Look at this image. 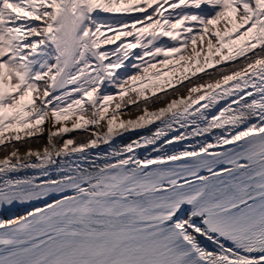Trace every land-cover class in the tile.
<instances>
[{
    "label": "snow or ice",
    "instance_id": "obj_1",
    "mask_svg": "<svg viewBox=\"0 0 264 264\" xmlns=\"http://www.w3.org/2000/svg\"><path fill=\"white\" fill-rule=\"evenodd\" d=\"M0 151V264H264V0H0Z\"/></svg>",
    "mask_w": 264,
    "mask_h": 264
},
{
    "label": "bare ground",
    "instance_id": "obj_2",
    "mask_svg": "<svg viewBox=\"0 0 264 264\" xmlns=\"http://www.w3.org/2000/svg\"><path fill=\"white\" fill-rule=\"evenodd\" d=\"M163 104H157V105H153V107H162ZM137 115H139V113L135 112L134 110L132 112H130L129 114H126L124 116L125 119H130V118H135ZM143 134L142 132H134V133H129V134H126L124 137H122L121 139H119L117 141V143H127L129 142L130 140L136 138L137 136ZM46 144V137L44 140H42L41 142L39 143H32L30 145V147L33 149V150H36V149H42L43 146ZM29 147V145H25L23 147H21L20 149V152L21 154H24L25 151L27 150V148ZM4 153H0V159L4 158ZM24 209H17V210H14V211H5L3 213H0V215H3L4 218H8L10 215H18L20 214L21 212H23Z\"/></svg>",
    "mask_w": 264,
    "mask_h": 264
},
{
    "label": "trees",
    "instance_id": "obj_3",
    "mask_svg": "<svg viewBox=\"0 0 264 264\" xmlns=\"http://www.w3.org/2000/svg\"><path fill=\"white\" fill-rule=\"evenodd\" d=\"M71 136H75V135H77L76 133H73V134H70ZM42 140V139H41Z\"/></svg>",
    "mask_w": 264,
    "mask_h": 264
},
{
    "label": "rangeland",
    "instance_id": "obj_4",
    "mask_svg": "<svg viewBox=\"0 0 264 264\" xmlns=\"http://www.w3.org/2000/svg\"><path fill=\"white\" fill-rule=\"evenodd\" d=\"M46 137V136H45ZM20 154H21V152H20ZM21 155H23V154H21Z\"/></svg>",
    "mask_w": 264,
    "mask_h": 264
}]
</instances>
